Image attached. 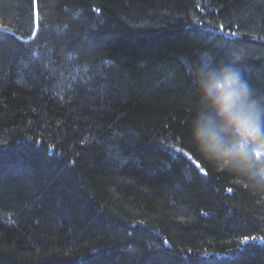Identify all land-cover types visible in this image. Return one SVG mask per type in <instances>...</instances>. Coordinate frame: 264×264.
<instances>
[{"label":"trees","instance_id":"1","mask_svg":"<svg viewBox=\"0 0 264 264\" xmlns=\"http://www.w3.org/2000/svg\"><path fill=\"white\" fill-rule=\"evenodd\" d=\"M30 16L0 0V264H264V193L187 150L202 52L243 48L264 95V0Z\"/></svg>","mask_w":264,"mask_h":264},{"label":"clouds","instance_id":"2","mask_svg":"<svg viewBox=\"0 0 264 264\" xmlns=\"http://www.w3.org/2000/svg\"><path fill=\"white\" fill-rule=\"evenodd\" d=\"M188 64L194 100L187 150L202 163L264 193V95L251 87L240 67L243 48L218 45Z\"/></svg>","mask_w":264,"mask_h":264},{"label":"snow or ice","instance_id":"3","mask_svg":"<svg viewBox=\"0 0 264 264\" xmlns=\"http://www.w3.org/2000/svg\"><path fill=\"white\" fill-rule=\"evenodd\" d=\"M30 6H31L30 24L34 29L38 30L40 0H30ZM197 167L200 168V165H197ZM200 171L203 172V168H200ZM204 174L206 175L207 173ZM229 191H231V189H229ZM252 239H255V237H252Z\"/></svg>","mask_w":264,"mask_h":264}]
</instances>
